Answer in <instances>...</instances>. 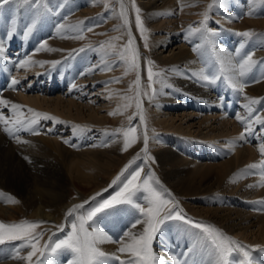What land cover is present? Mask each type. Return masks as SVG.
<instances>
[{"label":"bare ground","instance_id":"1","mask_svg":"<svg viewBox=\"0 0 264 264\" xmlns=\"http://www.w3.org/2000/svg\"><path fill=\"white\" fill-rule=\"evenodd\" d=\"M139 2L146 20L148 48L138 33L132 8L129 20L141 53L142 86L148 83L147 60L154 61V71H164L153 85L158 90L156 97L151 101L142 97L146 123L141 124L138 117L132 121L137 126L139 139L127 151H122L123 136L112 133L129 125L128 116L136 111L135 101L127 109L122 108L123 114L109 113L129 103L123 97L134 95L129 85L136 73L124 75V68L117 65L110 71L97 68L80 75L99 65L102 59L110 62L116 57H105L96 43L81 45V39L61 38L57 34V25L73 26L83 21V27H92L97 36L103 32L98 24L103 23L109 35L120 37L126 43V31H114V26L121 21L110 13L86 18L87 12L95 9L92 0H46L40 5L12 0L0 4V42L4 45V52L0 54V99L25 106L22 111L29 118L32 113L27 108L56 118L41 117L35 126L39 134L28 131L17 134L21 141L28 143H18L0 124V222L46 221L39 226L44 232L40 245L64 239L75 218L66 216L67 209L100 192L96 201H90L81 210L86 212L120 186L109 187L124 165L143 148L146 128L148 152L154 161H136V165L144 167L143 174L151 169L188 218L215 225L245 246L252 264H264V203H260L264 201V186L259 184L262 170H251V174L241 172L247 165L264 159L258 150L264 142L259 126H254L257 135L240 139L245 126L235 116L247 115L243 108L244 96L228 88L223 80L216 85H205L196 77L189 78L192 72L202 68L215 71L217 55L229 54L236 62L254 52V59L264 60V3L215 0L207 28L217 35L206 37L195 33L186 39L189 26L199 27L202 13L212 0ZM181 4L185 5L182 9ZM250 11L252 15L248 14ZM78 15L81 19H76ZM33 20L36 26L25 38L26 26ZM13 25L16 33L8 39L7 33ZM245 30H252L254 35L237 54L244 38L235 33ZM73 34L70 27L62 33ZM45 41L57 51H37ZM197 45L200 50L194 52ZM80 48L85 51H77L69 58L71 50ZM29 56L36 61L60 63L20 68L19 61ZM253 74L259 82L251 81ZM253 74L244 78L248 84L245 94L264 98V63ZM13 77L20 81L15 88L11 87ZM113 77L122 79L117 82ZM73 84L78 87L73 89ZM58 86L67 89V96L64 92L50 94ZM146 90L151 92L150 88ZM0 110L6 118L13 115L10 106H0ZM76 126H82V130ZM9 197L18 202H10ZM136 219L142 217L128 206L98 215L94 226L116 241L98 245L108 254L106 264H119L111 255L117 253L125 232L142 230V225L132 228ZM61 224L65 227L58 231L55 226ZM21 243L0 244V264H27L25 260L13 258ZM152 247L164 264H177V261L211 264L213 259L212 246L199 230L176 220L165 223ZM30 250L23 248L19 255L26 256ZM120 255L126 258V254ZM42 259L45 264H68L73 255L67 250H58L46 253ZM234 259L236 264H241L243 254H234Z\"/></svg>","mask_w":264,"mask_h":264},{"label":"snow or ice","instance_id":"2","mask_svg":"<svg viewBox=\"0 0 264 264\" xmlns=\"http://www.w3.org/2000/svg\"><path fill=\"white\" fill-rule=\"evenodd\" d=\"M9 2L10 0H0V4H7ZM23 2L25 4L32 3L40 5L43 0H23ZM95 2L103 3L106 12L121 21L120 24L114 26V31L124 29L127 34V42L120 46L112 43V41L118 40L120 37H111L109 40L101 42L98 50L101 51L105 57L115 56L116 59L110 62L102 59L99 65L89 68L86 72L80 73V75H86L87 72L95 71L97 68L102 71H110L117 65L124 68V75L130 72L136 73L135 80L129 85V91L131 92L134 90V95H125L123 97V99L129 101V103L118 106L116 110L109 113L110 115L123 114L122 108L127 109V107L131 106V101H135L136 111L131 116H128L129 125L126 128L123 126L117 128L112 133L113 136H123L122 151H127V149L139 139L137 135V126H134L132 121L138 117L141 124L146 123V115L142 106V97L146 96L149 101L156 97L158 90L153 87V85L158 82L164 70L154 71V61L147 60L146 70L148 83L142 86L141 53L136 45L135 37L131 30L129 3L131 4L132 10L135 12V25L141 38L145 41V48L148 47L146 36L147 29L142 20L141 9L136 5L135 0H113V2H109V0H95ZM255 2H257V0H253V3ZM259 2L264 3V0H259ZM117 4L119 6L118 10L116 8ZM214 4L215 0H212V3H209L202 13L203 19L198 22L199 27L189 26L188 35L185 37L186 39L195 33H202L206 35V37H214L217 35V33L207 28V21L210 18L209 11L213 8ZM184 6L185 5L181 4V9ZM248 14L252 15L253 12L250 11ZM35 26V20H33L32 24L26 26L27 30L24 32L25 38L32 33ZM66 27H70L74 34L71 36L62 35ZM85 30L91 32L93 28L88 27L85 29L83 27V21H79L73 26H66L65 24L57 25V34L61 35V38L83 39V32ZM15 33L16 27L13 25L11 30L7 33L8 39H11ZM235 35L244 38L240 43V47L236 50L237 54H239L241 49H244L247 40L253 37L254 33L252 30H245L236 32ZM207 42L212 43V40L207 39ZM42 50L57 51V49L49 48L46 41L37 48V51ZM199 50V45L193 48L194 52H199ZM215 50L213 44V51ZM77 51L83 52L85 49L80 48L79 50H71L69 52V58ZM3 52L4 45L0 42V54H3ZM221 52H223V50H221ZM45 63H51L55 66L60 63V61H36L29 56L27 59L20 60L18 66L25 69L35 64L43 66ZM261 63H264V60L258 61L254 59V52L247 53L242 59L236 62H234V59L229 54H224L222 56L217 55L216 64L218 67L215 65L213 66L216 67L215 71H206L202 68L199 72H192L189 76V78H198L205 85H216L218 81L223 80L228 88L244 96L246 102L243 104V108L247 110V115L241 116L236 114L235 116L236 120L245 126L244 132L240 134V139H246L249 135H257L254 126H259L260 136L264 139V98L257 99L247 96L245 94V88L248 84L247 81L244 80L245 77L253 74L254 70ZM250 78L252 82H259L254 74L251 75ZM120 79H122V77H113V80L117 82ZM19 83L20 81L13 77L11 80V87L15 88ZM168 86L170 87V85ZM77 87L76 84L72 85L73 89ZM149 88L151 89L150 93L146 90ZM0 106H10L11 108L13 115L7 118L4 116L3 111L0 110V124L4 125L3 130L15 138L18 143H28L27 141H21L19 139L17 134L21 131L39 134L35 132V126L39 123L41 117L44 119L56 120L55 117H51L47 113H41L34 109L27 108V112L32 113V116L29 118L25 116L22 111L25 106L7 100L0 99ZM76 128L82 130V126H76ZM142 138L143 148L141 151L124 165L120 173L117 174L109 185V187L120 185L119 190L116 191L114 195L101 202H96L95 205L90 207L86 212H81V210L84 209L85 205L89 204L90 201H96V197L101 195L100 192L89 197L88 200L79 204H74L67 209L66 216H75V218L71 223V231L68 232L64 239H60L54 242V244L45 242L41 246L40 240L44 232L37 231V228L41 224L47 222L22 220L13 223L0 222V244L22 241L20 246L16 248V255L13 258L25 260L27 264H45V259L42 258L46 257V253H55L58 250H67L72 253L73 259H71L68 264H106L108 254L102 251L98 245L105 242L116 241H113L107 233L94 226L96 219L101 213L108 212L119 206H128L142 217V219H136L132 228L135 229L137 225H142V230L138 232L130 230L124 233V237L119 241L120 247L117 249V253L111 255V259L118 261L119 264H164L163 259L154 252L152 246L165 223L172 220L181 221L182 223L198 229L199 234L210 242L213 255L211 264H236L234 259V254L236 253L243 254L244 260L241 264H252L249 252L245 250V246H243L241 242L228 236L215 225L203 221L196 222L188 218L186 214L183 213V210L179 209L178 202H175V198L172 196L171 192L164 188L151 169H149L146 174L142 175V173H144V167L136 165V161L141 159L145 161H154V158L151 157L148 152L149 136L147 135L146 128ZM64 142L69 143L68 141ZM258 150L261 156L264 157V142L259 145ZM25 159L28 158L25 157ZM134 165L135 167H133ZM256 169L262 170V178L259 184L260 186H264V159H261L258 163L247 165L241 172L251 174V170ZM238 178L241 177L238 176ZM255 186L256 185H248V187ZM103 191H107V189H102V192ZM141 200L145 202L146 206L139 202ZM9 201L13 203L18 202L11 197H9ZM260 203H264V201H260ZM169 205L172 206L169 207ZM55 227L58 231H63L65 226L61 224ZM26 247L31 250L27 252L26 256L21 257L19 253ZM120 254H126V258H121ZM173 260H176V258L173 257ZM177 264H180V262L177 261Z\"/></svg>","mask_w":264,"mask_h":264},{"label":"rangeland","instance_id":"3","mask_svg":"<svg viewBox=\"0 0 264 264\" xmlns=\"http://www.w3.org/2000/svg\"><path fill=\"white\" fill-rule=\"evenodd\" d=\"M10 1H12V0H10ZM64 1H70V0H64ZM140 0H135V3H136V5L141 9V7H140V2H139ZM92 2H93V5H94V7H95V11L94 10H92V11H89V12H87V15L85 16L86 18H88V17H97V16H103V15H105V14H108V12H106V10H105V7H104V4L103 3H98V2H95V0H92ZM109 2H113V0H109ZM42 3H46V0H43V2ZM97 4H102V6H100V7H98L97 6ZM131 4H129V10H130V8H131V6H130ZM116 8H119V6H118V4L116 5ZM131 11V13H133L134 14V17H135V12L133 11V10H130ZM133 11V12H132ZM74 15V14H73ZM141 16H142V20H143V23H145L146 22V20L143 18V14H142V12H141ZM81 19V16L80 15H78L77 17H76V19ZM84 19V18H83ZM98 25H100L99 26V29L100 30H103V32H101V34H97V36H96V31H93V32H90V33H88L87 34V32L88 31H84L83 32V36H84V38L83 39H81V45H85V44H92V43H96V45H97V47H98V49H99V46H100V43L101 42H103V41H107V40H109V38H111V37H113V35H109V33L108 32H106V29L105 28H103L104 27V25H103V23H100V24H98ZM105 29V30H104ZM103 33V34H102ZM138 33H139V31H138ZM140 34V33H139ZM146 35H147V33H146ZM141 36V35H140ZM114 37H117V36H114ZM92 40H94V41H92ZM91 41V42H90ZM90 42V43H89ZM143 42L145 43V41L143 40ZM112 43L113 44H115V45H117V46H120V45H124L123 43H125V40H123V39H118V40H115V41H112ZM149 47V46H148ZM147 47V48H148ZM61 88V89H60ZM58 89H59V91H58ZM67 91V89H65V87L64 86H58V87H56V89L53 91V92H51L50 94L51 95H53V96H55L56 94H60V93H65L64 95H66V92ZM54 93V94H53ZM90 95V94H89ZM67 96V95H66ZM95 98V97H94ZM97 99H99L98 97H96ZM192 110V109H191ZM190 109H187V110H185V111H191ZM183 111V110H182ZM142 175H143V173H142ZM120 187V186H119ZM119 187L118 188H116V190L114 191V192H112L111 194H109L108 196H106V198L105 199H108L110 196H112V195H114L115 194V192L116 191H118L119 190ZM144 206H146V204L143 202L142 203ZM172 205H169V207H171ZM100 215V214H99ZM71 225H69V227H68V230H66V234H65V236L63 237V238H65L66 236H67V233L69 232V231H71ZM42 229L40 228V227H38V229H37V231H41Z\"/></svg>","mask_w":264,"mask_h":264}]
</instances>
